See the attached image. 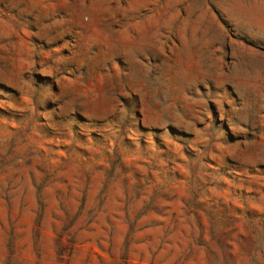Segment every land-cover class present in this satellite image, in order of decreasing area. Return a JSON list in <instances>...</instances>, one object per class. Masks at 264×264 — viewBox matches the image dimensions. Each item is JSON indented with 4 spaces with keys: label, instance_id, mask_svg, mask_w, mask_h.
Here are the masks:
<instances>
[{
    "label": "rangeland",
    "instance_id": "374dc122",
    "mask_svg": "<svg viewBox=\"0 0 264 264\" xmlns=\"http://www.w3.org/2000/svg\"><path fill=\"white\" fill-rule=\"evenodd\" d=\"M0 264H264V0H0Z\"/></svg>",
    "mask_w": 264,
    "mask_h": 264
}]
</instances>
